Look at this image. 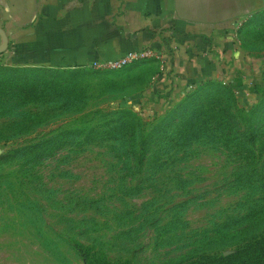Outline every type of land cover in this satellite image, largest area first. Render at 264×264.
Wrapping results in <instances>:
<instances>
[{
    "label": "rangeland",
    "instance_id": "1",
    "mask_svg": "<svg viewBox=\"0 0 264 264\" xmlns=\"http://www.w3.org/2000/svg\"><path fill=\"white\" fill-rule=\"evenodd\" d=\"M231 42L236 58H248L243 77L253 73L249 85L259 80L261 93L238 86L233 97L214 79L180 98L156 94L152 99L150 90L162 67L155 59L120 70L80 67L36 73L73 91L81 104L80 111L29 106L27 110L42 116L38 125L45 132L93 126L100 132L88 142L68 140L67 146H78L67 147L61 157L40 167L33 187L18 184L17 191L9 192L0 179V264H165L189 252L232 253L263 230L264 10L242 20ZM235 65L229 66L230 83L238 76ZM0 67L7 68L0 69L7 79L23 76L9 70L15 66L6 61ZM241 107L257 131L254 144L240 137L241 128L229 119L228 110L233 115L239 110L240 116ZM130 113L151 131H163L154 146L161 154L140 172L124 170L114 154L122 144L115 140L113 126ZM7 121L0 117V128ZM197 126L191 142L184 141ZM13 144H0V155ZM93 207L101 214L91 216ZM145 209L162 223L178 217V228L157 235L136 227L135 241L126 245L118 240L123 231L119 223L137 224ZM131 210L136 212L127 216ZM116 212L127 218L115 221Z\"/></svg>",
    "mask_w": 264,
    "mask_h": 264
},
{
    "label": "crops",
    "instance_id": "2",
    "mask_svg": "<svg viewBox=\"0 0 264 264\" xmlns=\"http://www.w3.org/2000/svg\"><path fill=\"white\" fill-rule=\"evenodd\" d=\"M263 10L264 0H0V28L9 39L0 61L70 69L153 47L164 52L165 65L152 99L180 98L214 79L230 83L232 63L234 82L250 92L248 58H236L231 40L242 20Z\"/></svg>",
    "mask_w": 264,
    "mask_h": 264
},
{
    "label": "trees",
    "instance_id": "3",
    "mask_svg": "<svg viewBox=\"0 0 264 264\" xmlns=\"http://www.w3.org/2000/svg\"><path fill=\"white\" fill-rule=\"evenodd\" d=\"M0 69L7 68L0 67ZM8 69L23 75L14 76L12 80L0 76V117L8 119L3 127L0 128V144L4 143L6 145L11 142L15 143L13 144L14 147L0 155V179L4 180L6 190L13 192L17 191L18 184L19 186H26V188L33 187L37 183V171L40 167L44 166V164L49 161L61 157L65 151L64 149L67 147L76 148L78 146L75 144L67 146L65 143H67L68 140L75 141L83 138L85 142H88L95 139L97 137V132L100 131H97L96 126H93L89 129H60L58 132H45L47 128L38 125L42 116L39 114L35 115L27 110L29 106L36 105L37 107H47L48 105L50 107L55 106L57 109L80 111V101L73 95V91L65 90L61 88V85L57 86V83H54L53 80L40 78L36 75V73L41 71L52 70L51 68L15 66ZM219 82L218 84L227 88L232 93L233 97L235 96V88L240 86L235 82ZM261 84H259V80H256V84L251 88V91L253 89V91L257 90L261 93L263 89L262 86H260ZM241 109L240 116L238 115L239 110H235L237 112H235L234 115L233 113L230 114L232 109L228 110L229 119L232 121V124H236L241 128L242 131L239 136L247 142L254 144L258 137L257 131L253 128L252 124L247 123V119H244L246 118V114L242 116L244 109L242 107ZM130 114L131 116L126 120L122 121L120 119L116 125L113 126L115 127L116 133H118L115 140L122 144L121 147L114 148L116 149L114 150V154L120 160L119 162L122 163V168L124 170L137 168L138 172H140L146 166L145 164L153 159L152 156L155 158L161 154L154 146L157 145L159 140L158 137L162 135L163 131L154 128L151 131L147 128V123L138 119L134 114ZM239 117H243L244 124ZM208 118L211 120L210 117ZM129 119L132 120L130 125L128 123ZM132 123L133 125H131ZM149 125L151 126V124ZM198 129L199 126H197L192 133H188L186 136L187 139L184 141L191 142L194 132ZM165 134L167 135V131ZM18 142L20 143L17 144ZM129 143H131V147H129ZM173 150L174 147L169 149V151ZM156 168H158V166H156ZM182 204L183 203L173 204V208H178ZM144 208L146 207L144 206ZM89 210L94 211V213L90 214L91 216L100 213L96 207L90 208ZM134 212L136 211L131 210V212L126 214L130 216L133 215ZM150 214L149 210H141L138 216L140 219L137 224H134L135 222H120L119 225L123 231L121 234H118L116 238L126 242V245H128L131 239L134 241L136 240L135 236L132 234L136 227H139V231L142 228H150V230H154L157 235L173 233L176 228H178L176 225L177 222H180V219H178L177 214H174L177 219L173 217V220L166 223H162L163 220L154 221V218H151ZM127 216L121 212H116L114 220L116 221L119 218L124 221ZM261 223L264 224V220H261ZM125 229H127V231H124ZM101 237L102 235L99 238ZM113 241L115 240L113 239ZM100 249L101 248H97L93 251L98 252ZM196 253L197 254H191V252H189L183 258L181 257L176 261L165 264H264V228L257 235L252 236L246 244L238 247L232 253L215 254L205 251ZM87 255L88 262L93 263L94 257L89 256V254ZM127 259L132 260L131 258ZM117 260L121 259L118 258Z\"/></svg>",
    "mask_w": 264,
    "mask_h": 264
},
{
    "label": "built area",
    "instance_id": "4",
    "mask_svg": "<svg viewBox=\"0 0 264 264\" xmlns=\"http://www.w3.org/2000/svg\"><path fill=\"white\" fill-rule=\"evenodd\" d=\"M238 27L239 25L235 29V34ZM150 59H155L160 61L162 68H164L165 65L164 52L153 47H144L141 49L133 50L119 59L95 60L91 62L88 65V67L98 70H120L134 64L135 62L141 60H150ZM224 83H228V82H224ZM193 89L194 87L191 88V90Z\"/></svg>",
    "mask_w": 264,
    "mask_h": 264
},
{
    "label": "water",
    "instance_id": "5",
    "mask_svg": "<svg viewBox=\"0 0 264 264\" xmlns=\"http://www.w3.org/2000/svg\"><path fill=\"white\" fill-rule=\"evenodd\" d=\"M0 34H1L2 38H3V43L0 46V54H2L8 49L9 39H8V36H7L6 32L2 28H0Z\"/></svg>",
    "mask_w": 264,
    "mask_h": 264
}]
</instances>
